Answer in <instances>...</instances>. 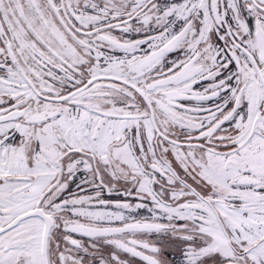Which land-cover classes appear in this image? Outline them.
Instances as JSON below:
<instances>
[{"label": "snow or ice", "instance_id": "snow-or-ice-1", "mask_svg": "<svg viewBox=\"0 0 264 264\" xmlns=\"http://www.w3.org/2000/svg\"><path fill=\"white\" fill-rule=\"evenodd\" d=\"M0 264H264V0H0Z\"/></svg>", "mask_w": 264, "mask_h": 264}]
</instances>
